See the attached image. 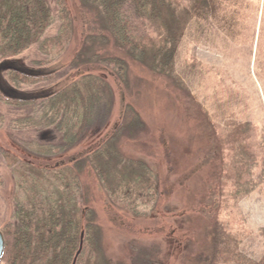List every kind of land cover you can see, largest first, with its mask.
<instances>
[{
	"label": "rangeland",
	"instance_id": "rangeland-1",
	"mask_svg": "<svg viewBox=\"0 0 264 264\" xmlns=\"http://www.w3.org/2000/svg\"><path fill=\"white\" fill-rule=\"evenodd\" d=\"M47 1L56 19L46 33L49 38L59 34L63 22L59 0ZM63 1L72 19L65 48L48 57L34 45L10 61L33 74H54L24 84L38 94L54 93L85 74L101 75L113 89V104L73 149L40 159L23 147L33 131L18 133L5 126L32 107H11L0 98V147L7 150L0 154V225L11 220L23 163L51 169L84 161L82 204L94 209L99 226L95 264H207L223 233L234 236L244 254L260 259L264 183L258 176L260 189L245 197L234 194V185L242 151L257 160L264 154V0H174L181 9L197 7L176 55L182 85L130 57L80 0ZM88 38L93 41L86 58L72 65ZM96 54L125 60L127 84L93 60ZM127 105L140 114L142 125L125 131L117 146L124 156L145 161L157 177V201L143 217L120 208L87 161L115 133ZM49 134L42 141L60 142L55 132ZM260 169L258 161L252 171L257 175Z\"/></svg>",
	"mask_w": 264,
	"mask_h": 264
},
{
	"label": "trees",
	"instance_id": "trees-1",
	"mask_svg": "<svg viewBox=\"0 0 264 264\" xmlns=\"http://www.w3.org/2000/svg\"><path fill=\"white\" fill-rule=\"evenodd\" d=\"M59 2L62 29L57 36L48 38L46 33L56 19L47 0L0 1V5L5 4L4 8L0 7L1 52L6 57H16L38 45L45 56L59 54L68 44L72 28L65 2ZM80 2L85 9L96 14L102 27L130 57L182 85L176 75V55L184 33L197 13L196 4L181 9L174 0ZM92 41L88 38L72 65L86 58ZM93 60L111 68L127 84L129 68L125 60L97 54ZM53 75L23 73L21 82L23 85L35 84ZM112 104L113 89L108 81L101 75L85 74L48 97L21 100L16 106L32 107L33 111L12 119L10 125L41 136L55 132L59 143L49 144L37 139L29 142L35 156L53 158L73 149L97 119L110 111ZM141 125L140 114L133 106L127 105L115 133L87 157L108 196L136 217L147 216V208L155 205L157 177L145 161L124 156L117 141L125 131ZM242 153L245 156L235 174L234 194L245 197L264 183V154L261 160H257L254 155ZM258 161L261 169L255 175L252 167ZM23 164L12 199L14 218L7 226L5 262L95 264L101 249L99 226L94 209L82 204L84 161L51 169L39 163ZM258 176L261 184L257 183ZM262 235L264 237V230ZM229 240L231 242L227 243ZM212 252L207 264H264V253L260 259L251 258L243 253L240 242L237 243L236 238L228 233H223L222 241H216Z\"/></svg>",
	"mask_w": 264,
	"mask_h": 264
},
{
	"label": "flooded vegetation",
	"instance_id": "flooded-vegetation-1",
	"mask_svg": "<svg viewBox=\"0 0 264 264\" xmlns=\"http://www.w3.org/2000/svg\"><path fill=\"white\" fill-rule=\"evenodd\" d=\"M3 1V0H0ZM2 6V8H4L5 4H1L0 7ZM18 57V56H16ZM15 57H6L5 53L1 52V47H0V98L4 99V103L7 104L8 106L11 107H17L20 108L18 106H16V104H20V101L23 99H34V98H44L43 96L46 95V97L52 95L51 94H38V92H34V91H27L24 89V85L21 82V76L23 73H28L30 75H32L33 73L30 72V70H27L26 68H23L19 65L18 61H10V59H13ZM38 75V74H37ZM12 82H14V84H12ZM35 95V96H34ZM1 100V99H0ZM2 101V100H1ZM13 119V118H12ZM11 119V120H12ZM11 121L8 122L7 124H5L6 127L9 128V130L14 131V132H22L21 130L16 129V127L11 126ZM50 134L52 132H49ZM48 133V134H49ZM49 134V135H50ZM44 136V134L42 135ZM41 136V141L43 140ZM19 138V137H18ZM32 139L35 138L38 140V135L35 133V135L32 134ZM28 140L30 142H33L34 140ZM28 141H25L23 144V147L25 148V150L27 152H30V154H33V150H31L30 144ZM48 141V140H47ZM21 143V142H20ZM7 150L4 147H0V154L4 155V153H6ZM10 152V151H8ZM14 206L12 204V213H11V220L9 222V224L13 221L14 218ZM6 224V223H5ZM7 222V226L9 225ZM7 226H1L0 225V229L2 231V234L4 236L5 239V249H6V234L8 232V228ZM5 254V253H4ZM5 260H4V256L2 257L0 264H5Z\"/></svg>",
	"mask_w": 264,
	"mask_h": 264
},
{
	"label": "water",
	"instance_id": "water-1",
	"mask_svg": "<svg viewBox=\"0 0 264 264\" xmlns=\"http://www.w3.org/2000/svg\"><path fill=\"white\" fill-rule=\"evenodd\" d=\"M4 253H5V239L0 229V261L4 256Z\"/></svg>",
	"mask_w": 264,
	"mask_h": 264
}]
</instances>
